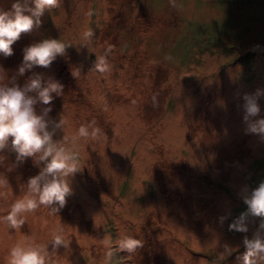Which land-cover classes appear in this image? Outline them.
Masks as SVG:
<instances>
[{
    "label": "rangeland",
    "instance_id": "rangeland-1",
    "mask_svg": "<svg viewBox=\"0 0 264 264\" xmlns=\"http://www.w3.org/2000/svg\"><path fill=\"white\" fill-rule=\"evenodd\" d=\"M41 21L0 55V84L31 72L62 82L53 139L67 137L80 169L57 211L38 205L14 228L0 220V264L15 241L44 243L58 229L66 243L48 244L46 264H240L260 217L246 218L247 232L228 228L246 208L237 190L264 179V135L242 119L243 94L264 88V0H58ZM48 36L64 54L20 74L23 46ZM37 155L0 150V217L43 167ZM124 234L140 242L131 251L117 247Z\"/></svg>",
    "mask_w": 264,
    "mask_h": 264
},
{
    "label": "clouds",
    "instance_id": "clouds-1",
    "mask_svg": "<svg viewBox=\"0 0 264 264\" xmlns=\"http://www.w3.org/2000/svg\"><path fill=\"white\" fill-rule=\"evenodd\" d=\"M57 3L58 0H10L9 7H0V55H11L12 45L20 38L21 33L29 32L34 26L38 27L42 23L41 16L45 9ZM65 49L66 45L52 36L29 43L22 48V60L17 71L24 74L34 66L48 67L58 55L64 54ZM96 59V68L105 70L107 64L104 56ZM0 70H3L2 65ZM63 87L55 76L43 78L40 72H31L23 84H0V150L11 145L17 161L22 162L38 154L36 158L44 162L39 172L28 177L27 191L13 200L8 205L6 214L0 217V220L13 228L23 223L25 212L38 205H51L50 210L53 212L63 206L65 197L72 190L66 177L80 169L78 153L69 146L67 137L53 139L57 129L62 128L63 120H54L49 116L52 109L50 102L61 95ZM30 92L35 95H29ZM262 96L264 88L243 94L242 119L246 122L247 131L264 135V116L258 115L261 112L258 101ZM38 102L44 105L39 113L34 107ZM78 131L80 135L89 134V129L84 125ZM92 134H96L95 129ZM237 195L246 208L229 221L230 230L247 232L246 218L249 215L260 217L252 235L242 238L245 250L239 254L240 264H264V234L261 233L264 230V179L254 185H241ZM226 218V214L218 216L221 223ZM65 243L62 230L59 229L44 243L17 240L8 249L7 264H46L48 254L45 249L48 244L54 249ZM104 243L108 245L110 241L106 239ZM139 243L134 236L124 234L118 239L117 247L131 251ZM113 252L112 247H107L106 257L110 258ZM230 252L231 249L226 245L223 254Z\"/></svg>",
    "mask_w": 264,
    "mask_h": 264
},
{
    "label": "trees",
    "instance_id": "trees-1",
    "mask_svg": "<svg viewBox=\"0 0 264 264\" xmlns=\"http://www.w3.org/2000/svg\"><path fill=\"white\" fill-rule=\"evenodd\" d=\"M253 55V54H252Z\"/></svg>",
    "mask_w": 264,
    "mask_h": 264
}]
</instances>
